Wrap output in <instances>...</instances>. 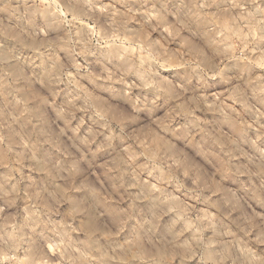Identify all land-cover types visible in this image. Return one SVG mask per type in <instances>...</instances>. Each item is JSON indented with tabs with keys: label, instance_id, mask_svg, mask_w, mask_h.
I'll list each match as a JSON object with an SVG mask.
<instances>
[{
	"label": "clouds",
	"instance_id": "clouds-1",
	"mask_svg": "<svg viewBox=\"0 0 264 264\" xmlns=\"http://www.w3.org/2000/svg\"><path fill=\"white\" fill-rule=\"evenodd\" d=\"M0 264H264V0H0Z\"/></svg>",
	"mask_w": 264,
	"mask_h": 264
}]
</instances>
